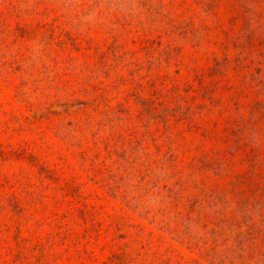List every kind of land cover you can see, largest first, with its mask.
I'll list each match as a JSON object with an SVG mask.
<instances>
[{"label":"rangeland","instance_id":"374dc122","mask_svg":"<svg viewBox=\"0 0 264 264\" xmlns=\"http://www.w3.org/2000/svg\"><path fill=\"white\" fill-rule=\"evenodd\" d=\"M0 264H264V0H0Z\"/></svg>","mask_w":264,"mask_h":264}]
</instances>
